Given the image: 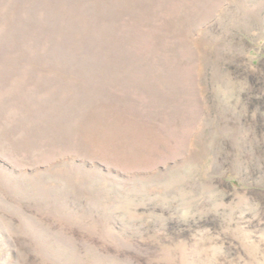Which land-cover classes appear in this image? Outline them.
Here are the masks:
<instances>
[{
    "label": "rangeland",
    "instance_id": "rangeland-1",
    "mask_svg": "<svg viewBox=\"0 0 264 264\" xmlns=\"http://www.w3.org/2000/svg\"><path fill=\"white\" fill-rule=\"evenodd\" d=\"M0 264H264V0H0Z\"/></svg>",
    "mask_w": 264,
    "mask_h": 264
}]
</instances>
